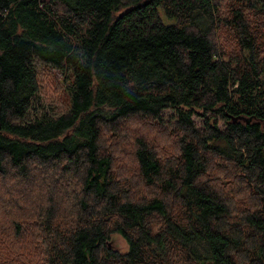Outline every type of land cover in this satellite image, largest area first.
<instances>
[{
    "label": "trees",
    "instance_id": "obj_1",
    "mask_svg": "<svg viewBox=\"0 0 264 264\" xmlns=\"http://www.w3.org/2000/svg\"><path fill=\"white\" fill-rule=\"evenodd\" d=\"M225 1L0 0V264H264V0Z\"/></svg>",
    "mask_w": 264,
    "mask_h": 264
},
{
    "label": "rangeland",
    "instance_id": "obj_2",
    "mask_svg": "<svg viewBox=\"0 0 264 264\" xmlns=\"http://www.w3.org/2000/svg\"><path fill=\"white\" fill-rule=\"evenodd\" d=\"M231 7L230 0L224 2V7L222 10V15L232 16V12L229 10ZM254 34L257 36L259 41L260 49L264 51V20L260 23L253 24ZM216 44L224 51H227V55L231 56L233 59H242L240 38L237 31L228 25H222L219 29V32L216 34ZM41 68L42 75V85L39 91V100L36 103V107L39 110L36 113L31 114V118H34L36 115H39L42 111L54 113L61 112L67 107L70 103L71 89L74 85V77L70 73H65L55 67H51L45 64H39ZM172 111H166V119H168ZM133 125H139L148 135L158 136L162 135L163 137L168 138L169 135L162 134L155 126L148 125L146 123L133 121ZM12 211L8 208L6 202L0 199V237L4 239H11L14 236V225L12 218ZM114 245L126 251L128 249V242L120 234H113ZM13 247V246H9ZM0 255V258L5 257L6 253Z\"/></svg>",
    "mask_w": 264,
    "mask_h": 264
}]
</instances>
